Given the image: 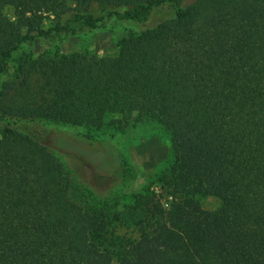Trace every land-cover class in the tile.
Masks as SVG:
<instances>
[{
    "label": "trees",
    "instance_id": "1",
    "mask_svg": "<svg viewBox=\"0 0 264 264\" xmlns=\"http://www.w3.org/2000/svg\"><path fill=\"white\" fill-rule=\"evenodd\" d=\"M112 21L134 24L117 55L59 49ZM37 37L52 49L18 55ZM0 75V264H264V0H0ZM146 120L171 157L142 207L73 199L58 148L122 176L127 159L92 135L47 137ZM124 220L138 236L111 231Z\"/></svg>",
    "mask_w": 264,
    "mask_h": 264
},
{
    "label": "rangeland",
    "instance_id": "2",
    "mask_svg": "<svg viewBox=\"0 0 264 264\" xmlns=\"http://www.w3.org/2000/svg\"><path fill=\"white\" fill-rule=\"evenodd\" d=\"M192 1L194 0H186V2ZM67 3L73 6L75 0H67ZM5 14L14 19L12 7H6ZM166 14L165 9H156L151 12L144 25L153 23L159 16ZM132 26L134 24L129 22L112 21L107 30H97L81 38L71 36L61 43L59 49L63 53L83 52L97 56H115L119 52L117 39L125 36ZM50 49L52 44L47 39L37 37L32 41L24 42L18 55L23 52L40 55ZM14 63L13 61L10 63L11 70ZM3 79L4 76L0 75V84ZM82 135H92L118 147L127 159L129 172L122 176L121 173H113L105 167L86 164L73 154L68 155L58 148V155L65 168L70 171L74 185L71 188L73 199L83 206L107 209L110 213L140 209L144 189L155 174L170 163L169 134L158 123L146 120L123 128L60 126L47 137V140L60 141L61 138L69 140ZM156 189H159V186H156ZM201 203L206 209H215L220 205V200L207 196L201 198ZM111 231L116 235L131 238L139 234L138 228L127 220L114 222Z\"/></svg>",
    "mask_w": 264,
    "mask_h": 264
}]
</instances>
